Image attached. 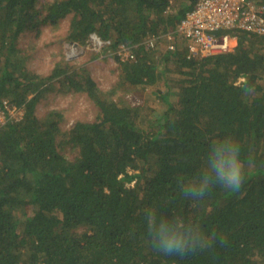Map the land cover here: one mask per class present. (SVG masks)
Listing matches in <instances>:
<instances>
[{"label": "trees", "instance_id": "16d2710c", "mask_svg": "<svg viewBox=\"0 0 264 264\" xmlns=\"http://www.w3.org/2000/svg\"><path fill=\"white\" fill-rule=\"evenodd\" d=\"M195 1L0 0V102L24 110L0 129V264H264V35L232 30L236 47L206 57L189 56L181 36L175 49L145 43L175 29ZM66 19L80 46L92 32L112 49L132 46L136 58L120 63L111 88L65 57L49 75L31 67L23 39ZM54 81L60 93L85 95L95 120L65 127L59 109L40 115ZM226 137L241 145L242 187L185 199L177 179L196 175ZM147 209L192 219L225 242L158 253Z\"/></svg>", "mask_w": 264, "mask_h": 264}, {"label": "built area", "instance_id": "2783aa9c", "mask_svg": "<svg viewBox=\"0 0 264 264\" xmlns=\"http://www.w3.org/2000/svg\"><path fill=\"white\" fill-rule=\"evenodd\" d=\"M232 30L264 35V0H196L175 29L153 34L145 43L148 47H154L163 39L169 49H175L181 36L187 41L189 56L206 57L236 47L237 38L231 33ZM89 49L103 57L115 56L119 65L136 58L132 46L120 43L112 49L111 40L95 32L90 34L86 47L69 41L66 56L77 58ZM23 114V108L3 99L0 102V129L10 121L20 120Z\"/></svg>", "mask_w": 264, "mask_h": 264}, {"label": "clouds", "instance_id": "9594fccd", "mask_svg": "<svg viewBox=\"0 0 264 264\" xmlns=\"http://www.w3.org/2000/svg\"><path fill=\"white\" fill-rule=\"evenodd\" d=\"M245 169L239 141L226 137L213 141L201 170L192 177H179L177 185L185 199L197 203L205 199L215 186L233 191L241 188ZM145 222L151 247L164 255L183 257L203 250L217 239L221 244L226 239L223 235L218 236L214 230L206 233L199 223L180 215L159 217L154 209L146 210Z\"/></svg>", "mask_w": 264, "mask_h": 264}, {"label": "rangeland", "instance_id": "374dc122", "mask_svg": "<svg viewBox=\"0 0 264 264\" xmlns=\"http://www.w3.org/2000/svg\"><path fill=\"white\" fill-rule=\"evenodd\" d=\"M69 20H64L59 25H47L39 33L26 35L24 46L31 53V67L43 74L49 75L55 63L62 57L66 56V44L69 42L67 35L69 32ZM83 68L89 70L98 80L103 89H109L118 80L119 64L115 56L96 55L94 51L86 50L79 57L70 59ZM150 95L148 92L144 96ZM151 96V95H150ZM127 98L132 103H144L145 98L139 97L138 94H128ZM173 99V97H171ZM151 105L157 107L161 105L158 100ZM61 110L64 113L63 126L68 127L76 120L94 121L97 110L85 95L60 93L58 91V82L54 81L45 92L39 106L38 112L45 116L50 110Z\"/></svg>", "mask_w": 264, "mask_h": 264}]
</instances>
